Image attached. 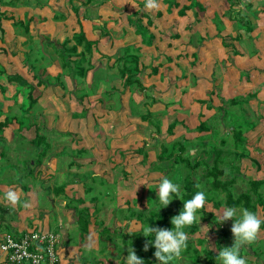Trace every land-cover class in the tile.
I'll list each match as a JSON object with an SVG mask.
<instances>
[{
    "label": "crops",
    "instance_id": "crops-1",
    "mask_svg": "<svg viewBox=\"0 0 264 264\" xmlns=\"http://www.w3.org/2000/svg\"><path fill=\"white\" fill-rule=\"evenodd\" d=\"M0 1V86L3 87L0 89V121L6 118L11 120L0 144L1 151L13 163V157L17 154L25 156L29 166L23 174L34 172L36 178L40 177L42 180L41 186L33 182L34 178L30 180L27 187L30 189L25 197L30 202L19 209L17 206L10 208L15 212L14 218L4 217L9 209L7 206L12 204L4 199V212L0 202V239L6 233L22 235L28 231L26 219L35 215L38 219L41 215L35 213L30 216L27 212L34 211V208L39 212V204L46 211V198L49 197L52 206L58 209L56 202L60 199L51 198L45 184L51 186V192L61 196L66 188L71 187L67 180L75 178L77 169L87 172L93 165L91 174L102 179L108 178L112 167L105 168L106 165L113 164L117 158L121 162L122 157L116 144L118 140L116 136H112L114 130L129 131V128L135 126L140 128L141 123L133 124L137 118L130 111L134 110L131 108L132 102L138 108L146 88L148 95L164 94L168 99L169 94L173 97L179 90L178 94L182 98L191 92L181 84L189 82L191 88L199 91L201 98L212 95L214 100L209 105L206 103V114H214L215 108L224 104V99L244 100L250 96L251 99L244 103L242 111L245 112L246 105L253 115L262 117V123L264 122V0H158L160 7L154 10L145 8V0ZM81 31L87 40L94 42L92 53L86 55L85 63V67L92 65L93 68L85 76H80L73 65L64 67L59 54L64 42L69 40L68 47L73 46L74 36ZM128 47L140 51L138 79L144 87L143 91L135 90L137 85L124 88L120 73L114 67L116 59L122 57ZM82 50L83 46L78 47V52ZM71 60H78V56H72ZM101 71L108 74L97 77V72ZM86 82L92 85L84 91ZM68 83L72 86H67L66 92L64 88ZM98 86L99 98L95 96L96 90L93 89ZM118 93L123 107L114 109V103L105 94ZM30 94L36 102L32 107ZM74 97L78 98L79 103L72 100L69 104V99ZM156 103L161 104L159 101ZM172 103L174 100H170L169 104L162 103L166 107L164 109L169 111L168 115ZM37 113L48 118L54 114L52 125H56L54 131L59 133H62L60 128L65 133L69 130V125L77 121L73 127L77 132L75 139L63 138L49 132V126L46 127V132L50 135L49 141L47 140L49 150L39 167L36 163L38 157L27 156L34 152L32 141L36 138L37 130L40 133L43 131L36 123ZM173 113L179 115V123L176 120L172 123L177 130H181L180 123H184L180 116L182 114L176 108ZM76 116L78 119L74 120ZM83 118L87 122H82ZM65 120L70 121L67 123ZM49 121L51 122L50 119ZM249 123L254 127L246 132V136L255 135V131H260L263 127ZM99 126L108 133L104 134V142L93 137V134L98 133ZM30 132L35 133L33 139L28 137ZM53 134L58 135L59 139H55ZM129 137L130 134L127 140ZM106 145H111V149L115 146L113 150L117 149L120 155L115 151L108 155L110 149L107 151ZM80 152L86 155L81 157L78 155ZM64 156L68 159L66 163ZM2 157L0 153V163L4 159ZM47 164L50 166L48 169ZM103 169L107 173L102 172ZM90 173H84L86 178L80 176L86 184ZM83 181H79L78 185L82 187ZM0 183L1 201V195L5 196L9 190H16L21 186L13 178L6 180L5 177ZM42 188L46 193L43 199L40 197ZM18 196L21 199L24 193ZM63 207L66 208V204ZM60 221V225L63 224V220ZM42 222L47 224L46 221ZM71 222L73 221H66L64 225L70 228ZM5 224H9L12 231L1 232ZM64 230L67 228L62 230V241L68 240V230L66 235Z\"/></svg>",
    "mask_w": 264,
    "mask_h": 264
},
{
    "label": "rangeland",
    "instance_id": "rangeland-1",
    "mask_svg": "<svg viewBox=\"0 0 264 264\" xmlns=\"http://www.w3.org/2000/svg\"><path fill=\"white\" fill-rule=\"evenodd\" d=\"M119 51L121 54L123 53L121 52V49ZM68 72L69 69L66 70V73ZM106 74H108L106 71H101L97 72L96 76L100 77V75L105 76ZM189 84V82H186L185 84H181V86L187 87L188 91L191 92L190 94L187 93V95L180 98V95L178 94L180 91L178 90L176 93L177 95L173 94V97L169 94V99L168 96L164 97L165 95L161 93L159 96L158 93L148 95L147 88L144 90L138 88V86L135 87V90L137 91L144 90L146 92L137 109L133 106V102V105H131L132 110L134 109L133 111H130L132 112L131 115L137 118L134 119V123H131H141L140 128H136L134 125L135 128H129V131L126 129L125 131L124 129L121 131L114 130L112 136H116V140H118L116 144L122 157L121 162H118L120 159L117 158V161H113V164L115 163L114 165H106L105 168L112 167V172L109 173L107 179H102L97 176L95 177L91 174L90 170L94 169L93 165L91 168L89 167L90 169L87 171L90 173L88 176V184H86L85 180L83 181V179H80L84 173L87 172H83V169L79 168L76 170L78 173L75 178L67 180L68 185L71 187L66 188V191L60 194L62 197L51 192V186L45 184L46 189L50 192V197L60 199L56 202V208L58 209H55V206H52L49 197L46 198V211L45 208L43 209L39 204V212H37L35 208L34 211L27 212L30 216L35 213L37 215L40 214L41 218L37 219L36 215L34 217H28L26 219V229H28V231L35 230L58 232L61 234V238L63 239L62 230L66 228L68 230L69 228L64 225V223L66 221H73L71 222V227L67 233L68 240H61L59 255L62 257V264H123V259L127 257L128 249L131 248L130 245L125 244L126 240L130 238L134 243L147 239L142 233H140L142 230L141 225L143 224L135 216H132L131 212L135 211L136 214L141 213L144 214V216H147L154 211L152 210L145 213L148 211V207L149 209H152L154 203L152 200L156 199V187L164 176H168L170 179L179 183L182 191L183 177L186 174H191L201 184V187L204 190H210V179H207L205 176V166H200L198 169L190 170L180 163L174 164V156L171 158L166 157L163 161L159 159V155L164 149L167 150L168 154L174 152L177 155L180 152L176 146L178 142L185 145V151L182 153V157L188 159L191 163L196 161H206L208 164H211L210 153L208 150L213 147L223 149L225 165L222 167L229 177H235V182L231 186V191L235 196L247 191L250 188L249 182L251 180H264V139L262 138V136H264V122L262 123V117L260 118V116L253 115L251 110L246 105L245 112L242 111L244 106L241 104L238 106H226L225 104H227L229 100L225 99L223 101V103H225L222 106L227 110L226 116H224L223 113L221 114V111L218 108H215L214 114L211 112L206 114V103L209 105L214 100L213 97H211L212 95L208 94L209 97L207 96V98L203 99L201 98L202 96L200 97L199 91L191 88ZM91 85L92 83H84L86 88H83L84 91ZM93 85L95 84L93 83ZM67 86L70 87L72 85L71 83L66 84L64 88L66 92L68 89ZM161 87L164 88L163 85ZM99 88V86L93 88L96 90V97H98ZM117 89L121 90V88ZM75 97L69 99V104H71L72 100H75L73 102L76 103L78 98L76 99ZM105 97L114 103H112L115 105L113 106L114 109L123 107L119 93L114 95L105 94ZM250 99V96L246 99L244 98L247 102ZM156 100L161 104L156 103ZM170 100H174V103L170 105V114L168 115L169 111L164 109L166 107H164L162 103L168 102L169 104ZM77 103L79 102L77 101ZM70 108L71 111L72 107ZM175 108L178 113L182 114L180 116L184 123H180L181 126L177 125L181 130H177L174 123H172L174 120H176V123H179V115H175L173 113ZM54 113H56V110ZM36 115H38L36 117V123H38L37 125L39 128L42 127L43 131L41 134L44 135L46 140H48L50 136L48 135L49 133L46 132L47 126H49V132H54L63 138L75 139L74 135L77 132L73 130V127L74 123L77 121L69 125V130L66 131L68 133L65 131V133H63V130L59 126L58 128H60V131L62 132L59 133L54 131V126L56 125H52V119L55 117L54 114L53 116H49L50 118L44 114L40 115V113H37ZM146 116L147 119H145ZM25 119H27L25 123L27 124V115ZM77 119L78 117L76 116L74 120ZM80 119H82L81 116ZM205 119L207 120L205 121ZM69 121L70 120H65L67 123ZM82 122H87V119L83 118ZM204 122L206 128L204 130H200L199 127ZM249 122L263 126L260 131H255L256 133L253 135L254 137L249 136L250 134H247L246 136V132L254 127L253 124ZM171 124H173L172 128L168 129V126ZM237 126L240 127L237 128L236 132L238 133L239 129L242 130L243 135L245 134V137H243L246 142L244 145L235 147L234 134L231 130ZM97 132L98 133L95 134L92 133L93 137L97 140L102 139L104 142V134L106 135L108 133L101 129L100 126L97 129ZM55 134H53L55 139H59L58 135ZM129 134L130 137L127 140ZM34 136V132H30L28 134L29 139H33ZM255 137H258L260 140L258 138L255 139ZM222 142H225V144ZM110 146L111 145H106V150L108 151V149H110V154L107 152L108 155L113 154V151L117 153V149L113 150L116 147L114 146L113 149H111L109 148ZM119 147L123 150L120 151ZM42 148L43 145H40V147L35 146L34 152L27 154V156L37 158L40 156L39 152L43 150ZM27 149L31 150L30 148ZM98 150H101L100 147H98ZM242 152H244V156L240 155ZM116 153L114 154L116 155ZM119 153L117 154L120 155ZM78 155L82 157L86 154L80 152ZM112 156L109 159H111ZM9 158L10 157L5 156L3 161L0 163V180L5 177L6 180L13 178L16 183L21 185L18 186V189L13 191H15L18 195L23 192L24 197L19 199L21 196H18L17 204L7 206L9 209L6 211V215L4 216L6 219L7 216H9V218H14L15 212H12L10 208L17 206L19 209L24 207L27 202H30V200L25 197H27L30 189L27 187H29L28 185L31 179L34 178L33 182L37 185H42V180H40V177L36 178V173L31 172L32 174H23V171H25V169L29 166L25 156L17 154L16 157H13L14 163ZM64 162H68V159L65 156ZM41 164L42 163L38 164V167L41 166ZM49 167V164H47V169ZM236 168H239V171L236 170ZM99 170L101 169L99 168ZM46 172L47 170L45 173ZM60 172H63V170H60ZM102 172H106V169H103ZM46 176L47 175L45 174L44 177ZM83 177L86 178V176ZM223 179L225 178L223 177ZM81 180L83 181L82 187L78 185ZM42 190V195L40 197L43 199L46 197V193L43 188ZM260 192L264 197V186L261 188ZM1 196L3 197L2 201L0 200L3 206L2 211L5 212L6 207L3 202L5 196ZM209 196H215L216 201L219 203V207L216 208L212 203L206 204L205 212L202 214L203 217L200 225H197L198 232L195 235H188L189 242L192 243L193 248L199 252L198 263H194L189 259L188 255L182 253V256L174 260L172 264H210V260H208L206 254L202 251L203 249L209 250L211 254L218 255L220 246L222 248L232 246L234 237L231 232H229L228 239L223 238V230L228 229L232 223L231 220L224 222L223 226L216 225V220H214V217L219 220V217L222 215L223 208L225 206V194L210 193ZM65 204L67 209L63 207ZM81 212L90 215L91 218L90 231L84 234L80 231V227L77 223V217ZM210 213L213 217L208 215ZM257 215L264 220V210L260 207H258ZM125 216L126 218L124 219ZM130 216L132 217L130 218ZM60 219L63 220V224L61 225L60 223H62V221H60ZM12 220L15 221V219ZM42 221H46L47 224ZM105 227L109 229V232L107 234L104 233V235L102 230ZM153 227L161 228L158 223ZM67 230H64L63 232L65 235ZM10 231H12V228L9 224H5L1 228V232ZM102 236L104 237L103 242H101ZM200 239L205 240L204 244L198 243ZM256 241L257 243L254 245L255 248L264 250V242H262L264 241V231H259ZM248 246L249 244L245 247L248 248ZM154 252L155 248L151 246H149L148 251H144V253L150 254L153 259H156ZM191 254H193V252H190L189 255ZM244 258L247 260L248 264H264V256H258V261L254 256H244ZM212 262L213 263L211 264H217L216 259Z\"/></svg>",
    "mask_w": 264,
    "mask_h": 264
},
{
    "label": "trees",
    "instance_id": "trees-1",
    "mask_svg": "<svg viewBox=\"0 0 264 264\" xmlns=\"http://www.w3.org/2000/svg\"><path fill=\"white\" fill-rule=\"evenodd\" d=\"M74 41H75V44L71 47H68V43H70L69 40L64 42V44L62 45L63 50L62 52L60 51L59 54L61 55V58L63 59L64 65H65L64 67H72L73 65L74 69L80 76H85L88 70L93 68L92 65H88L87 67H85V63L87 62L86 55L92 53L91 50L94 45V42L87 40L83 31H81L79 34H76L74 36ZM80 46H83V50L81 52H78V47ZM74 55L78 56V60H75V61L71 60V57ZM114 67L117 68L120 73L124 88L134 87L137 85L140 89H144L140 79H138V75L140 74L139 50L138 49L132 48V47L125 48L124 55L116 59L114 63ZM0 89H3V87L0 86ZM246 102H247L246 100L231 99L225 105L226 106H229V105L238 106L239 104H241L243 106L244 103ZM35 103L36 102H34V99L31 97V94H30L31 107ZM218 109L221 111V114L223 113V115L226 116V113H227L226 108L221 106ZM0 118H1V112H0ZM10 122L11 120L9 118H6L4 121H0V144L4 140V132H5V129L8 127V125L10 124ZM239 127L240 126L234 127L231 130V132L234 134L235 147L244 145L246 142L245 138L243 137L244 136L243 131L239 129V132L238 133L236 132L237 128ZM205 128L206 126L204 122L200 125L199 129L204 130ZM32 143L37 147L38 146L40 147V145H43V150L39 152L40 156H38L39 158L36 160V163L39 164L41 163V160L44 157H46L47 152L49 150V146H48L49 144L46 138H44V135H42L39 130H37L36 138L32 141ZM222 143L225 144V142H222ZM176 146L178 150L180 151L177 155L174 152H171L170 154H168L167 150L164 149L160 153L159 159L163 161L166 157L171 158L174 156V164L180 163L190 170L198 169L200 166H205V176L207 179H210V183H209L210 190L206 191L201 187V184L191 174H186L182 179L183 200L191 199L196 191L202 190L206 193V196H207L206 204L212 203L213 206H215L216 208L219 207V203L218 201H216L215 196H211V197L209 196L210 193H213V194L224 193L225 194L224 203L227 206H236L237 208H246L249 211L254 212L255 214H257L258 212V207L264 210V197L260 192L261 188L264 186V180L262 179L251 180L249 182L250 188L247 191L239 194L238 196H235L233 194V192L231 191V186L235 182V177L234 178L229 177L226 174L224 168L222 167L223 165H225L223 149L213 147L212 149L208 150L210 153L211 164H208V162L206 161H196L194 163H191L188 159L182 157V153L185 151V145L178 142ZM0 153H1V157L3 156L5 158V154L1 151V146H0ZM243 153L244 152H242L240 155L244 156L245 154ZM236 170L239 171V168H236ZM223 177L225 179H223ZM59 189H63V188H59ZM182 207H183V202L179 199H174L166 208H163L160 210L159 215L156 211H152L147 216H144V214H141V213L136 214V212L133 211L131 212V215L135 216L138 220H140L142 224L148 223V224H152V226H156V224L158 223L159 227L170 229L172 227L171 218L175 215H178ZM205 208L201 210V214L205 212ZM208 215L213 217L211 213ZM132 216H130V218ZM214 220H216V225L223 226L224 223L219 224L220 221L217 218L214 217ZM231 222L232 223L228 227V229L223 230L224 239L229 238V232H231L233 221L231 220ZM77 223L80 227V231L83 234L88 233L90 231V223H91L90 215L84 214L83 212H81L78 215ZM185 231L187 235H190V236L195 235L198 232V227L196 224H194L186 228ZM261 231H264V225H262ZM108 232H109L108 228L106 227L103 228L102 230L103 234L104 233L107 234ZM103 236L101 238V242L104 241ZM147 239L133 243V241H131V239L128 238L125 244L130 245L135 250L136 254L145 260L146 264H158V261L156 259H153L150 254L144 253V245L147 242ZM204 242H205L204 239H200L198 241L199 244H204ZM256 243L257 241L255 240L254 242L249 244L248 248L250 251L248 250V248L244 247L241 251V255L242 256H254L256 257V260L258 261L257 259L258 256L260 257L264 256V250L260 248H255L254 245ZM221 248L222 247L220 246L219 250ZM202 251L206 254V256L208 257V260H210L209 263L210 264L213 263L212 261L216 258L217 255L211 254L210 251L207 249H203ZM190 252H193V254L189 255ZM183 253L188 255L189 259L192 260L194 263H198L199 252L198 250L193 248V245L192 243L189 242V240L187 241V248L183 251Z\"/></svg>",
    "mask_w": 264,
    "mask_h": 264
},
{
    "label": "clouds",
    "instance_id": "clouds-1",
    "mask_svg": "<svg viewBox=\"0 0 264 264\" xmlns=\"http://www.w3.org/2000/svg\"><path fill=\"white\" fill-rule=\"evenodd\" d=\"M158 0H145V8L148 10L159 9ZM156 199L152 200V210L159 215L161 209L166 208L174 199L183 202V207L178 215L171 218L170 229L153 227L152 224L141 225L142 233L147 239L144 245V251H148L149 246L155 248L154 256L158 264H172L174 260L182 256L187 248L188 235L186 228L196 224L200 225L203 215L201 210L206 206L207 196L202 190L196 191L191 199L183 200L181 185L164 176L156 187ZM5 199L12 205L18 202V194L9 190L5 193ZM27 206V205H25ZM232 220L231 233L234 241L231 247H223L216 256L217 264H248L244 256L241 255L242 249L254 242L259 231L264 225L257 214L246 208H237L236 206H227L223 208L222 215L219 217V224ZM135 233V232H131ZM123 264H146L145 260L139 257L131 247L128 249V255L123 259Z\"/></svg>",
    "mask_w": 264,
    "mask_h": 264
},
{
    "label": "built area",
    "instance_id": "built-area-1",
    "mask_svg": "<svg viewBox=\"0 0 264 264\" xmlns=\"http://www.w3.org/2000/svg\"><path fill=\"white\" fill-rule=\"evenodd\" d=\"M61 240L60 233L51 231L6 233L0 239V264H62Z\"/></svg>",
    "mask_w": 264,
    "mask_h": 264
}]
</instances>
